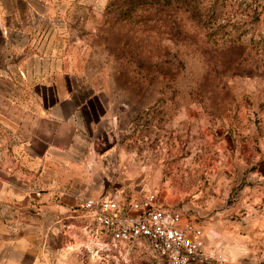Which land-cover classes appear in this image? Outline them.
Returning a JSON list of instances; mask_svg holds the SVG:
<instances>
[{
    "label": "rangeland",
    "instance_id": "1",
    "mask_svg": "<svg viewBox=\"0 0 264 264\" xmlns=\"http://www.w3.org/2000/svg\"><path fill=\"white\" fill-rule=\"evenodd\" d=\"M52 23L106 196L154 193L203 220L225 202L264 221V197H239L264 190V0H64ZM27 218L0 231V264H171L145 242L100 249L80 215ZM250 233L261 248L246 264H264Z\"/></svg>",
    "mask_w": 264,
    "mask_h": 264
},
{
    "label": "crops",
    "instance_id": "2",
    "mask_svg": "<svg viewBox=\"0 0 264 264\" xmlns=\"http://www.w3.org/2000/svg\"><path fill=\"white\" fill-rule=\"evenodd\" d=\"M62 1L0 0V231L34 214L63 223L80 215L84 198L113 193L98 187L91 168L98 167L96 142L86 134L95 125L78 122L84 105L77 87L67 83L73 74L46 33L55 28ZM239 197L251 209L264 190L249 187ZM221 205L218 215L204 220L172 207L202 226L209 247L220 248L232 264H246L261 248L250 232L264 234V221L254 228L250 214L234 220L230 214L239 208Z\"/></svg>",
    "mask_w": 264,
    "mask_h": 264
},
{
    "label": "built area",
    "instance_id": "3",
    "mask_svg": "<svg viewBox=\"0 0 264 264\" xmlns=\"http://www.w3.org/2000/svg\"><path fill=\"white\" fill-rule=\"evenodd\" d=\"M82 229L100 249L121 251L145 242L171 264H231L220 248L208 246L197 221L151 193L136 200L87 197L81 205Z\"/></svg>",
    "mask_w": 264,
    "mask_h": 264
}]
</instances>
